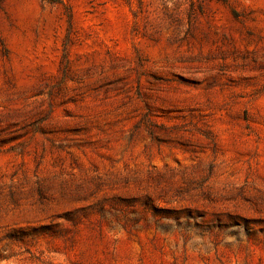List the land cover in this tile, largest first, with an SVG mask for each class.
Instances as JSON below:
<instances>
[{"label": "rangeland", "instance_id": "374dc122", "mask_svg": "<svg viewBox=\"0 0 264 264\" xmlns=\"http://www.w3.org/2000/svg\"><path fill=\"white\" fill-rule=\"evenodd\" d=\"M0 264H264V0H0Z\"/></svg>", "mask_w": 264, "mask_h": 264}, {"label": "trees", "instance_id": "16d2710c", "mask_svg": "<svg viewBox=\"0 0 264 264\" xmlns=\"http://www.w3.org/2000/svg\"><path fill=\"white\" fill-rule=\"evenodd\" d=\"M49 1H53V0H49Z\"/></svg>", "mask_w": 264, "mask_h": 264}]
</instances>
